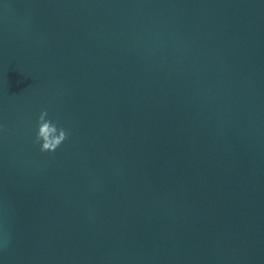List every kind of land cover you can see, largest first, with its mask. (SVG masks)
Returning a JSON list of instances; mask_svg holds the SVG:
<instances>
[{
  "label": "water",
  "instance_id": "1",
  "mask_svg": "<svg viewBox=\"0 0 264 264\" xmlns=\"http://www.w3.org/2000/svg\"><path fill=\"white\" fill-rule=\"evenodd\" d=\"M0 264H264V0H0Z\"/></svg>",
  "mask_w": 264,
  "mask_h": 264
},
{
  "label": "clouds",
  "instance_id": "2",
  "mask_svg": "<svg viewBox=\"0 0 264 264\" xmlns=\"http://www.w3.org/2000/svg\"><path fill=\"white\" fill-rule=\"evenodd\" d=\"M47 117V109L42 110L37 120L38 131L35 142L40 145L41 152H55L68 138L69 133Z\"/></svg>",
  "mask_w": 264,
  "mask_h": 264
}]
</instances>
